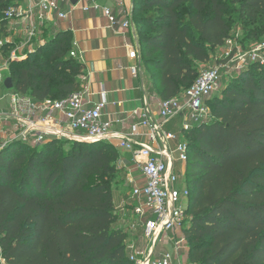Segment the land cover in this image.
<instances>
[{
	"label": "trees",
	"instance_id": "16d2710c",
	"mask_svg": "<svg viewBox=\"0 0 264 264\" xmlns=\"http://www.w3.org/2000/svg\"><path fill=\"white\" fill-rule=\"evenodd\" d=\"M14 1L0 0V37ZM140 3V64L153 70L161 100L194 83L210 59L208 47L228 38L233 10L264 32V0ZM136 7L134 0V14ZM43 34V46L10 62L13 90L39 101L83 91L84 65L70 55V31L47 25ZM206 104L210 120L182 131L189 151V218L182 226L188 260L264 264V63L242 70ZM60 141H70L69 150L57 149ZM119 151L105 141L54 139L14 142L0 152V264H134L127 232L114 226L111 184L125 172Z\"/></svg>",
	"mask_w": 264,
	"mask_h": 264
},
{
	"label": "built area",
	"instance_id": "2783aa9c",
	"mask_svg": "<svg viewBox=\"0 0 264 264\" xmlns=\"http://www.w3.org/2000/svg\"><path fill=\"white\" fill-rule=\"evenodd\" d=\"M83 1V11L100 10L110 25L130 30L136 45L129 51L135 63L130 67L136 75L140 67V43L137 23L131 14L119 18L111 7L96 0ZM120 6L124 0H116ZM77 3L71 0H15L4 11L7 34L0 37V152L12 143L41 145L50 140L99 142L113 144L129 153L132 166L140 177H134L123 159L125 199L120 221L128 234L126 251L134 264H192L180 259L188 253L182 226L189 218L187 204L189 190L185 183V166L189 158L188 145L178 134L166 128L174 118H181V131L211 118L206 101L219 89L223 64L203 68L194 83L179 95L160 100L156 109L144 103L138 112V121L128 131L114 130V122L102 118L104 101L90 103L83 99L82 91L64 100H36L28 94L5 87L11 61L27 58L35 48L45 44L43 27L65 19ZM74 44V43H73ZM261 46L258 47L260 49ZM70 55L77 57L74 49ZM247 57L238 56L237 64ZM243 62V63H242ZM6 89L7 91H4ZM181 170L175 168L176 163ZM184 181L182 182L181 180ZM181 186H178L181 184ZM169 235L174 236L170 239ZM138 239L143 243L139 244ZM172 242V249L158 248V243Z\"/></svg>",
	"mask_w": 264,
	"mask_h": 264
},
{
	"label": "crops",
	"instance_id": "0c3cea01",
	"mask_svg": "<svg viewBox=\"0 0 264 264\" xmlns=\"http://www.w3.org/2000/svg\"><path fill=\"white\" fill-rule=\"evenodd\" d=\"M96 1L102 6L111 7L119 18L128 14L134 15V0H124L123 6L116 0ZM76 3L74 9H70L66 4L62 5L64 9L69 10L67 17L55 23H46L45 26H54L52 29L55 31H70L76 58L84 65L83 99L92 104L104 101L102 118L112 120L115 123L114 130L128 131V126L138 121V112L134 113V110L141 108L144 103L156 109L161 98L146 75L143 65L140 64L136 75L130 71L135 61L130 57L129 51L136 45L131 31L111 26L100 10L83 11L81 8L83 1L77 0ZM126 154H128L126 159L122 158L125 165L130 166L134 177H140L138 170L132 166L130 154ZM125 190L123 185L122 195L113 194L119 218L124 213L120 202L126 198ZM115 195L117 200L114 198ZM169 237L172 239L174 236ZM138 243L143 242L139 239ZM160 247L171 250L172 242L163 243ZM179 257L186 259L188 253L183 252Z\"/></svg>",
	"mask_w": 264,
	"mask_h": 264
},
{
	"label": "rangeland",
	"instance_id": "374dc122",
	"mask_svg": "<svg viewBox=\"0 0 264 264\" xmlns=\"http://www.w3.org/2000/svg\"><path fill=\"white\" fill-rule=\"evenodd\" d=\"M137 2L136 12L133 15L137 17L140 14L138 11V6L141 5L140 0H135ZM99 2V1H98ZM100 3V2H99ZM101 4V3H100ZM139 4V5H138ZM236 8V7H235ZM229 26L230 31L228 34V38L224 42L223 45L217 47H208V52L210 59L205 64L200 66L199 69L212 67L214 65L223 64L225 67L221 72V81L219 89L216 90L211 98L215 96H219L222 90L244 69L251 68L253 64L256 62L264 63V32L260 33V29L257 28L256 24H251L245 19L238 18L237 10H233L232 13L229 14ZM135 19V18H134ZM54 27V26H53ZM52 27V28H53ZM143 27V26H142ZM148 29L145 27V30ZM148 31V30H147ZM49 34V33H47ZM44 37V34L42 35ZM261 46L260 49L258 47ZM73 49V48H72ZM245 55L247 59L243 64H237L238 56ZM153 70L150 68H145V73L148 76L149 80H151V74ZM151 82V81H150ZM7 91L6 89H3ZM181 118L176 117L172 119L169 124L166 126L170 131L175 132L179 136V140H183V134L181 131ZM71 146L70 141H60L57 143L56 148L67 151ZM120 159H126L127 155L123 151H119ZM118 166L119 162H118ZM175 168L177 170L182 169V165L180 163H176ZM125 169H123L124 171ZM125 173V172H124ZM115 179L112 180V192L116 195H122L123 193V176L122 173H118ZM183 179V178H182ZM182 182L184 181L181 180ZM179 184L178 186H181ZM116 195L114 196L115 200H117ZM120 202V201H119ZM121 203V202H120ZM120 215L117 216V222L114 226H121V221L119 219ZM139 240V239H138ZM137 240V241H138ZM161 242L158 243V248H160ZM187 245V244H186ZM188 247V246H187Z\"/></svg>",
	"mask_w": 264,
	"mask_h": 264
},
{
	"label": "water",
	"instance_id": "95a60500",
	"mask_svg": "<svg viewBox=\"0 0 264 264\" xmlns=\"http://www.w3.org/2000/svg\"><path fill=\"white\" fill-rule=\"evenodd\" d=\"M77 2V0H71V3H73V4H75ZM5 87L6 88H11V87H13V83H12V79H11V77H7L6 79H5ZM93 142H95V141H93Z\"/></svg>",
	"mask_w": 264,
	"mask_h": 264
}]
</instances>
